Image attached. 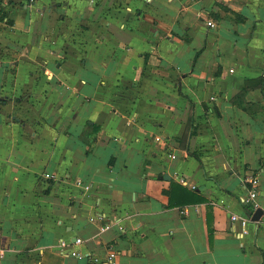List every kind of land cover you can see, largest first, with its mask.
Wrapping results in <instances>:
<instances>
[{"label":"crops","instance_id":"crops-1","mask_svg":"<svg viewBox=\"0 0 264 264\" xmlns=\"http://www.w3.org/2000/svg\"><path fill=\"white\" fill-rule=\"evenodd\" d=\"M0 7V264H264V0Z\"/></svg>","mask_w":264,"mask_h":264},{"label":"built area","instance_id":"built-area-1","mask_svg":"<svg viewBox=\"0 0 264 264\" xmlns=\"http://www.w3.org/2000/svg\"><path fill=\"white\" fill-rule=\"evenodd\" d=\"M214 25L213 24H209V27H213ZM170 159H175V156H170ZM45 179H50L51 176H45L44 177ZM183 184H185L183 182ZM255 198H256V192L253 190L250 194H249V200L251 202V205H252V208L253 210H256L257 209V204L255 203ZM181 213H185L184 209H182ZM263 217H264V214H263ZM231 220L233 222H236V221H239V219L235 216L231 217ZM247 224V220H242L241 221V226L244 228ZM109 226H103L102 228V231H106V230H109ZM75 245L77 246H82L83 245V241L81 239H76L75 240ZM69 255L73 258H76V259H84L85 257H88V260H89V264H98L101 262V259L99 258V256H96V255H85L84 253L80 252V251H77V250H70L69 252ZM103 262H105L106 264H115V261H116V253L112 250H107L105 255H104V259L102 260Z\"/></svg>","mask_w":264,"mask_h":264},{"label":"trees","instance_id":"trees-1","mask_svg":"<svg viewBox=\"0 0 264 264\" xmlns=\"http://www.w3.org/2000/svg\"><path fill=\"white\" fill-rule=\"evenodd\" d=\"M0 11H1V7H0ZM257 82L260 86L263 84L262 80H258ZM165 193L168 195L169 198L168 206L170 208L178 207L186 204L190 205V204H195L197 202H203V199L198 197L197 194H195L194 192H189L188 190L177 184H171L170 191Z\"/></svg>","mask_w":264,"mask_h":264},{"label":"water","instance_id":"water-1","mask_svg":"<svg viewBox=\"0 0 264 264\" xmlns=\"http://www.w3.org/2000/svg\"><path fill=\"white\" fill-rule=\"evenodd\" d=\"M263 212L260 209L255 210V212L251 216V220L254 222L259 221V219L262 217Z\"/></svg>","mask_w":264,"mask_h":264}]
</instances>
